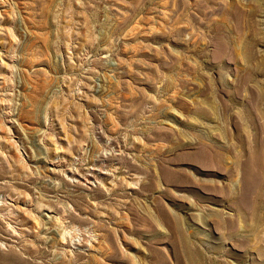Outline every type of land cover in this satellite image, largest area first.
Masks as SVG:
<instances>
[{
    "label": "rangeland",
    "instance_id": "rangeland-1",
    "mask_svg": "<svg viewBox=\"0 0 264 264\" xmlns=\"http://www.w3.org/2000/svg\"><path fill=\"white\" fill-rule=\"evenodd\" d=\"M0 264H264V0H0Z\"/></svg>",
    "mask_w": 264,
    "mask_h": 264
}]
</instances>
